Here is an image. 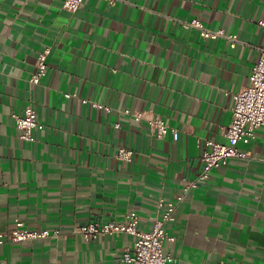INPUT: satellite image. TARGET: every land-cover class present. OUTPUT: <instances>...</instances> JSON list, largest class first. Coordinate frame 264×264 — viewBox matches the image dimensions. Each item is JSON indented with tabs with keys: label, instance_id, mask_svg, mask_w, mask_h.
<instances>
[{
	"label": "crops",
	"instance_id": "0c3cea01",
	"mask_svg": "<svg viewBox=\"0 0 264 264\" xmlns=\"http://www.w3.org/2000/svg\"><path fill=\"white\" fill-rule=\"evenodd\" d=\"M62 3L0 0V232L15 221L49 231L0 244V264H131L121 256L133 235L85 239L77 227L135 211L149 230L157 200L197 179L264 48V0H83L73 13ZM191 20L223 34L203 36ZM27 106L40 124L31 139L12 116ZM150 119L168 133L157 138ZM120 146L130 160L115 157ZM237 148L247 157L212 169L165 224L171 264H264V126Z\"/></svg>",
	"mask_w": 264,
	"mask_h": 264
},
{
	"label": "built area",
	"instance_id": "2783aa9c",
	"mask_svg": "<svg viewBox=\"0 0 264 264\" xmlns=\"http://www.w3.org/2000/svg\"><path fill=\"white\" fill-rule=\"evenodd\" d=\"M112 3L114 0H103ZM83 0H63L62 7L66 11L73 13L82 4ZM259 26L264 30V19L258 20ZM189 25L198 27L203 36L215 37L223 34L221 30L210 31L201 26L197 20H191ZM231 45H234L236 34L226 35ZM49 49L38 52L37 72L30 78L31 82L39 83L41 75L46 69V58ZM249 83L232 94L231 120L224 127V136L227 141L219 143L210 141V148L201 156L203 166L196 180L188 182L180 194L173 200L159 198L157 206L159 213L155 216L149 230H139L137 228L138 215L135 211L126 214L123 222L109 220L106 222H89L77 227V231L85 239H90L98 235L111 234L113 232H125L134 236L131 247L126 248L121 259L125 263L131 264H171L174 262L173 256L163 253L162 241L173 240L165 230V224L175 220V211L183 196L191 188H195L200 181L208 178L210 171L219 165L225 164L231 157L246 158L247 154L238 150L237 144L243 138H253L258 127L264 126V48H260L256 60L250 67L248 75ZM16 126L21 129V137L31 139V131L35 127H40L36 115L31 106H27L22 114H12ZM138 118L139 114L136 113ZM150 129L157 138H162L169 131L168 126L161 119L148 120ZM173 140L178 137V131L172 129ZM132 149L124 146L118 147L115 157L121 160H130ZM56 231L53 232L55 234ZM49 235L47 229L34 230L23 226L21 221H15L14 226L7 232H0V244L3 242H21L36 240ZM214 264H235L228 261L218 260Z\"/></svg>",
	"mask_w": 264,
	"mask_h": 264
}]
</instances>
